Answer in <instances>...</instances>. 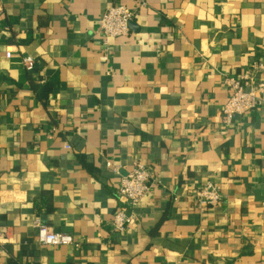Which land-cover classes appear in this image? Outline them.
<instances>
[{"label":"crops","instance_id":"0c3cea01","mask_svg":"<svg viewBox=\"0 0 264 264\" xmlns=\"http://www.w3.org/2000/svg\"><path fill=\"white\" fill-rule=\"evenodd\" d=\"M120 2L138 14L105 44L112 0H0V264H264V104L222 120L225 78L264 62V0ZM136 161L151 190L116 231ZM206 179L223 199L201 212Z\"/></svg>","mask_w":264,"mask_h":264},{"label":"built area","instance_id":"2783aa9c","mask_svg":"<svg viewBox=\"0 0 264 264\" xmlns=\"http://www.w3.org/2000/svg\"><path fill=\"white\" fill-rule=\"evenodd\" d=\"M137 2L139 7L146 6V0H137ZM137 14V9L128 7L120 0H112V4L99 21L104 43L107 44L108 38L128 35L130 22ZM7 54L10 55V52ZM23 62L28 71L34 70L36 63L32 56H25ZM263 73L264 62L255 61L240 74L225 78L224 83L229 90V97L222 109V120L226 127L233 123L235 117L244 115L264 104ZM66 147L70 148V145L67 144ZM151 181V170L140 161H136L131 171L122 177L118 196L124 206L119 207L114 213L111 223L114 230L123 232L136 221L135 209L150 192ZM194 196L196 206L201 212L218 205L223 199L221 185L212 179H206L197 185ZM34 225L38 230L37 240L42 245L80 246L73 235L54 231L38 219Z\"/></svg>","mask_w":264,"mask_h":264},{"label":"trees","instance_id":"16d2710c","mask_svg":"<svg viewBox=\"0 0 264 264\" xmlns=\"http://www.w3.org/2000/svg\"><path fill=\"white\" fill-rule=\"evenodd\" d=\"M32 74L36 73V66L34 70L30 71ZM42 80H44L42 77H38V82H35L32 84L33 90L37 94V97L40 101H42L44 104H46L52 93L54 92L55 88L59 85V78L58 75H54L51 77V79L44 81L43 83H40Z\"/></svg>","mask_w":264,"mask_h":264},{"label":"water","instance_id":"95a60500","mask_svg":"<svg viewBox=\"0 0 264 264\" xmlns=\"http://www.w3.org/2000/svg\"><path fill=\"white\" fill-rule=\"evenodd\" d=\"M132 24H133V22L131 21V22H130V26H131Z\"/></svg>","mask_w":264,"mask_h":264}]
</instances>
